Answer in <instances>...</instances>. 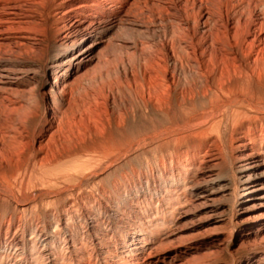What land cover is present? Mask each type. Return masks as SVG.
Here are the masks:
<instances>
[{
  "label": "bare ground",
  "instance_id": "obj_1",
  "mask_svg": "<svg viewBox=\"0 0 264 264\" xmlns=\"http://www.w3.org/2000/svg\"><path fill=\"white\" fill-rule=\"evenodd\" d=\"M145 191L172 230L83 246L89 216H151ZM209 203L264 243V0H0V264L234 258L186 256Z\"/></svg>",
  "mask_w": 264,
  "mask_h": 264
},
{
  "label": "rangeland",
  "instance_id": "obj_2",
  "mask_svg": "<svg viewBox=\"0 0 264 264\" xmlns=\"http://www.w3.org/2000/svg\"><path fill=\"white\" fill-rule=\"evenodd\" d=\"M56 53H57V51L53 50L50 57L53 59ZM174 178L175 177L172 175L158 176L157 177L158 183L160 182L163 185L174 183ZM180 180H181V182H183L182 177ZM107 183L109 185H111L110 182L107 181ZM145 183L146 182L144 181V183H143L144 186H146ZM150 187L152 189L151 194H154L155 193V189H154L155 186H153V184H151ZM86 188H90V187H86ZM139 201H140V204H139L140 210L142 212H146V210L148 208L153 209L151 216H148V217L144 216L143 218H137L136 217L137 215H135V214L133 215L132 213H129L127 210H120L121 216L119 219H115V217H112V215L109 217H99L98 215H96V216L94 215L91 217L89 216L90 218L88 217V219H85L86 221L88 220L89 223H91V224H96V231H93L89 234L87 232V234L84 236H80V235L78 236L79 239L82 237H85L84 240L80 239V241H82V243H83V246H86L88 251H93L91 249H93L95 247V245L97 247L99 245H106L107 242L111 240L110 237H112V236H113V238L110 241V242H113L112 245L113 244L119 245L122 242L123 234L126 231H128V232H137L138 231L137 233H142V232L147 233V232L153 231L154 235H161L164 232L172 230L173 229L172 227H175V219L177 216L176 215L177 211H175V209H172L173 211L171 212V208L177 206L176 202L170 203L172 206H170L169 212H166V213L163 212L162 213V203L158 202V200L156 198L151 199V197H149L148 192H146V191H145V193L143 192V194L139 198ZM92 204L94 205V203H92ZM111 205H113V204H111ZM99 206H100V203L97 202L96 208H98ZM157 209L159 210L158 214H156ZM220 211L221 210H220V208L217 207L216 203H214V204L209 203L208 206H204V207L199 208V210L197 211L198 213L195 214V216L192 219L193 222H195L196 224L194 223V225L188 231V236L189 237L192 236V237L186 238L182 242L183 246H189V247H194V248L197 247V249L193 248L192 252H188L186 254V256H188V254H191V253L192 254H197V253L199 254L201 252L211 250L213 248L212 247L213 242L217 241L219 238H228V239L231 238L232 239L231 242H233L236 245L235 246L236 250L234 249L236 252L234 258L232 257V255L229 256V254L227 253V254H223V255L214 256V257H212V259H214V260H211L209 263L205 262L202 264H244V263L250 264V262L257 261L258 258H254L255 257L254 252L256 250H258L259 247L263 246L264 243L263 242L245 243V244H243V246H241V243L246 240L244 237L243 230L240 227L236 228L232 231L228 230L226 228L225 229L221 228L222 224H221V222H219V219L222 218L219 215ZM228 216L229 215H225L224 217L228 218ZM173 217H174V219H172ZM138 219H140V220H138ZM82 220H81V218H76V220H72V221L73 222L76 221V225L81 224L82 226H86L85 222ZM214 225H215V228H214ZM167 227L168 228L171 227V228L168 229ZM209 227L210 228L213 227V228L209 229ZM115 229L117 232L115 231ZM79 232L82 233L81 231H79ZM107 232H110V234L108 236H106ZM59 241H60V243H62L61 244L62 246H65V241H64L63 237H61V239ZM121 256L122 255H119L118 257L115 256L114 259L119 261L118 259ZM102 260L105 261V259H102ZM232 260H234V261H232Z\"/></svg>",
  "mask_w": 264,
  "mask_h": 264
}]
</instances>
